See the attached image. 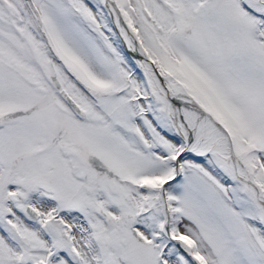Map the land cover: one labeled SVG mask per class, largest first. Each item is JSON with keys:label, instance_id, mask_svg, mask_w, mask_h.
I'll return each mask as SVG.
<instances>
[{"label": "snow or ice", "instance_id": "6c2138e0", "mask_svg": "<svg viewBox=\"0 0 264 264\" xmlns=\"http://www.w3.org/2000/svg\"><path fill=\"white\" fill-rule=\"evenodd\" d=\"M0 264H264V0H0Z\"/></svg>", "mask_w": 264, "mask_h": 264}]
</instances>
